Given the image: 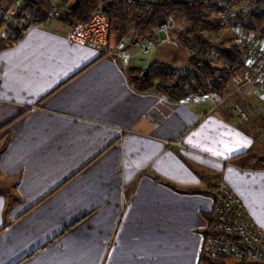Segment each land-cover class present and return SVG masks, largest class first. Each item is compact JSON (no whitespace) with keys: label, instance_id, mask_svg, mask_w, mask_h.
<instances>
[{"label":"crops","instance_id":"1","mask_svg":"<svg viewBox=\"0 0 264 264\" xmlns=\"http://www.w3.org/2000/svg\"><path fill=\"white\" fill-rule=\"evenodd\" d=\"M111 35L106 55L57 20L0 38V264H198L219 180L264 229L259 123L137 92Z\"/></svg>","mask_w":264,"mask_h":264},{"label":"built area","instance_id":"2","mask_svg":"<svg viewBox=\"0 0 264 264\" xmlns=\"http://www.w3.org/2000/svg\"><path fill=\"white\" fill-rule=\"evenodd\" d=\"M48 7L43 15L34 12L29 0H0V29H5L3 37L11 38L15 44L31 28L40 26L49 28L53 19L64 15L63 3L69 0H44ZM194 1V0H190ZM215 8L218 21L216 33L228 32L233 42L243 51V66L232 77V89L227 94L209 92L215 95V103L221 104L230 96L247 88L257 90L264 100V32L255 26L252 16L264 15V0H204ZM14 28L9 30L5 24ZM172 19L157 27L158 37L145 40L143 54H148L165 43L177 45L170 36ZM110 22L100 8L91 17L79 22L68 30L71 42L86 45L104 52L108 45ZM214 55H218L214 53ZM123 66L128 65V56L120 55ZM181 68H172L176 74ZM190 96H194L191 94ZM235 121H244L247 116L238 102H233ZM166 144L180 145V141H166ZM214 218L204 233L201 255L211 259H230L237 262L264 264V229L248 214L243 200L231 188L220 181L213 205Z\"/></svg>","mask_w":264,"mask_h":264},{"label":"trees","instance_id":"3","mask_svg":"<svg viewBox=\"0 0 264 264\" xmlns=\"http://www.w3.org/2000/svg\"><path fill=\"white\" fill-rule=\"evenodd\" d=\"M29 2L34 12L43 15L46 13L48 5L44 0ZM62 5L64 15L58 17L57 21L68 30L89 19L93 12L100 8L110 22L109 35L112 30L120 29L131 19L133 39L136 42L157 38V27L167 17L172 19L174 29L171 38L179 47L189 50L186 64L176 74L171 71V66L163 61H151L146 67L129 64L126 67L127 79L137 92L154 91L173 101L184 100L191 94H224L231 77L243 66V51L238 45L223 47L210 39L209 33H216L219 25L210 13L204 11L205 8H213L204 0H73ZM252 21L264 32V15H253ZM106 53L107 50L102 55ZM13 119L0 125V129ZM257 162L264 167V156H258ZM201 213L210 224L214 218L213 210H202ZM198 264L258 263L211 259L201 255Z\"/></svg>","mask_w":264,"mask_h":264},{"label":"rangeland","instance_id":"4","mask_svg":"<svg viewBox=\"0 0 264 264\" xmlns=\"http://www.w3.org/2000/svg\"><path fill=\"white\" fill-rule=\"evenodd\" d=\"M71 1L73 0H69V2ZM204 11L210 13L211 16L217 20L215 8H209V9L205 8ZM55 20L57 19H53V21ZM128 26L131 27V19L127 20L126 23L120 29L112 30V35H111L113 39L115 38L118 40L117 44L115 45V47L117 46L116 54L119 57L121 54H125L126 56H128V65L129 64L142 65L145 59L150 60V59H153V57L159 58L163 60V62L168 63L171 66V68H182L183 65L186 64V59L189 56V50L187 51L181 46L179 47L178 44L173 45L172 43H165L158 47H155V49L151 50L148 54H143L142 45L146 43L145 40H140L136 42L133 39L132 28H129ZM5 27H9V28H6L9 30H13L14 28L12 25H10V23L5 24ZM173 29H174V26L172 25V29L170 30V36L172 34ZM5 32H6L5 29L4 30L0 29V38L4 41V43L11 44V40H13V38L16 36L15 32L9 34V35H13L11 38L3 37V33ZM209 37L211 40H213L216 43L221 44L223 47H227L231 44H235L233 42L232 36L228 32H225V31L219 34L210 32ZM128 65H126L125 67H127ZM232 86L233 84H232V81L230 80L229 87L227 91L224 92V94H227L228 92H230V90L232 89ZM248 89H250L254 93H250L246 95L247 96L246 98H244L245 95H243L241 91L240 93L234 94L233 96H230L229 99H227V101L230 102L229 109L233 116L234 114L233 113L234 112L233 102H238L243 108V110L245 111L247 118L244 121H236V122L237 123H242V122L247 123V122H251L249 121L250 116L255 118L254 121L252 119V122L259 123V125L257 126V131L259 134H261V136H263L264 135V100L260 97V94L257 92V90H253L251 88H248ZM219 94L221 95V93ZM239 95L240 96L243 95V99L241 97L239 98L238 97ZM223 103L224 102H222L221 104ZM250 111H251V114H250ZM233 119H235L234 116H233ZM219 183H220V180L216 184V189L218 188Z\"/></svg>","mask_w":264,"mask_h":264},{"label":"water","instance_id":"5","mask_svg":"<svg viewBox=\"0 0 264 264\" xmlns=\"http://www.w3.org/2000/svg\"><path fill=\"white\" fill-rule=\"evenodd\" d=\"M146 73V72H145Z\"/></svg>","mask_w":264,"mask_h":264}]
</instances>
